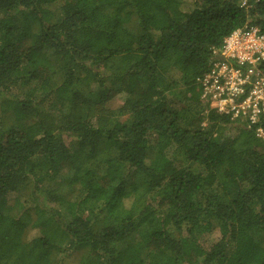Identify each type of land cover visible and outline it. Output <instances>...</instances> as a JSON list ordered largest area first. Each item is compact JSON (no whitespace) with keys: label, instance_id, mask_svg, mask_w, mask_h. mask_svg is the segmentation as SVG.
<instances>
[{"label":"trees","instance_id":"obj_1","mask_svg":"<svg viewBox=\"0 0 264 264\" xmlns=\"http://www.w3.org/2000/svg\"><path fill=\"white\" fill-rule=\"evenodd\" d=\"M247 26L264 0H0V264H264V138L197 83Z\"/></svg>","mask_w":264,"mask_h":264},{"label":"built area","instance_id":"obj_2","mask_svg":"<svg viewBox=\"0 0 264 264\" xmlns=\"http://www.w3.org/2000/svg\"><path fill=\"white\" fill-rule=\"evenodd\" d=\"M250 1L240 0V6ZM213 53L210 67L197 80L202 97L218 113L254 128L255 136L264 138L260 125L264 119V34L255 26L238 28Z\"/></svg>","mask_w":264,"mask_h":264},{"label":"rangeland","instance_id":"obj_3","mask_svg":"<svg viewBox=\"0 0 264 264\" xmlns=\"http://www.w3.org/2000/svg\"><path fill=\"white\" fill-rule=\"evenodd\" d=\"M122 99H123L122 96H118V97L114 98L113 100L109 101V102L106 104V108L111 109V110L118 108V107L121 105ZM10 116H11V115H10L8 112H6L5 114L2 113V122H3L4 126H6V125H8V124L10 123V119H9ZM230 134H231V135L234 134V130H231V131H230ZM63 136H64V141H65V143L68 144V142H69V138H68L66 135H63ZM150 156H152V152H150ZM24 193L27 194L26 191H25ZM34 235H36L35 231H31V232L29 233V236H30V237H32V236H34ZM30 237H29V238H30ZM254 238H255V240H256L257 242H259L261 245H264V231H262V232H258V233H255ZM218 239H219V233H218L217 230H215L214 232L210 233L208 236H206V237L203 239L202 244H203L204 246H207V245H209L210 243H213V242L217 241ZM82 250H83V251H82ZM80 252H81V253H82V252H85V250H84V249H81ZM71 259H72V257H69L68 259H66V261H65L64 264H69L70 261H71Z\"/></svg>","mask_w":264,"mask_h":264},{"label":"water","instance_id":"obj_4","mask_svg":"<svg viewBox=\"0 0 264 264\" xmlns=\"http://www.w3.org/2000/svg\"><path fill=\"white\" fill-rule=\"evenodd\" d=\"M219 59H221V58H219Z\"/></svg>","mask_w":264,"mask_h":264}]
</instances>
